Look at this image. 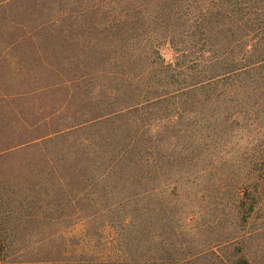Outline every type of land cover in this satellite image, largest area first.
Instances as JSON below:
<instances>
[{
  "label": "rangeland",
  "instance_id": "obj_1",
  "mask_svg": "<svg viewBox=\"0 0 264 264\" xmlns=\"http://www.w3.org/2000/svg\"><path fill=\"white\" fill-rule=\"evenodd\" d=\"M0 264H264V0H0Z\"/></svg>",
  "mask_w": 264,
  "mask_h": 264
},
{
  "label": "trees",
  "instance_id": "obj_2",
  "mask_svg": "<svg viewBox=\"0 0 264 264\" xmlns=\"http://www.w3.org/2000/svg\"><path fill=\"white\" fill-rule=\"evenodd\" d=\"M169 15V14H168Z\"/></svg>",
  "mask_w": 264,
  "mask_h": 264
}]
</instances>
